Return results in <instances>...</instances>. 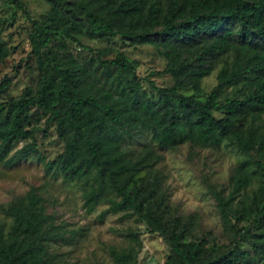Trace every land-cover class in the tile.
I'll use <instances>...</instances> for the list:
<instances>
[{
  "label": "trees",
  "instance_id": "16d2710c",
  "mask_svg": "<svg viewBox=\"0 0 264 264\" xmlns=\"http://www.w3.org/2000/svg\"><path fill=\"white\" fill-rule=\"evenodd\" d=\"M12 1L27 12L22 0ZM45 1L51 6L48 14L41 20L30 18L31 51L47 50L59 74L56 80L51 74L40 78L33 94L27 88L19 97L0 102V162L12 165L33 154L43 161L46 173L64 179L94 170L96 185L85 193L87 207L96 205L107 187L114 190L119 199L111 201L110 210L135 213L149 231L163 236L169 246L165 264H264V196L251 223L234 225L231 243L219 244L207 236L192 240L187 222L172 215L158 178L141 174L140 162H128L117 149L119 135L135 136L137 124L162 148L174 146L185 131L186 137L202 143L218 144L233 136L244 151L255 144L264 149L263 135L243 136L234 128L240 116L264 110V0ZM156 25L160 27L152 29ZM56 34L75 41L84 35L120 36L135 44L160 42L166 47V64L159 72L172 82L158 85L145 78L153 98L132 61L123 55L102 59L101 50L81 64L59 63L52 50ZM230 46L232 63L219 69L215 87L200 97L201 78ZM188 48L192 50L186 55ZM9 51L0 35V60ZM93 69L114 82L115 92L91 88L97 79ZM237 82L243 83L242 94L221 100V91ZM30 105L47 113L44 127L53 125L63 143L55 158L45 159L36 146L37 127L27 125ZM25 137L30 141L15 148ZM256 163L264 173V164ZM215 197L227 220L230 197L219 192ZM43 201L35 187L11 200L6 208L10 229L5 234L0 226V264H45L41 239L51 216ZM111 255L113 264L127 261V255L114 248Z\"/></svg>",
  "mask_w": 264,
  "mask_h": 264
},
{
  "label": "rangeland",
  "instance_id": "374dc122",
  "mask_svg": "<svg viewBox=\"0 0 264 264\" xmlns=\"http://www.w3.org/2000/svg\"><path fill=\"white\" fill-rule=\"evenodd\" d=\"M22 1L27 12L12 0H0V35L10 48L0 60V102L19 97L27 88L33 94L40 78L51 74L56 80L59 74L51 54L45 49L32 52L30 43V18L43 19L51 6L45 0ZM55 36L58 42L52 45V50L56 51L59 63L81 64L88 57H96L101 50L102 59L123 55L132 61L153 98L156 95L145 78L153 79L158 85L172 82L168 74L159 72L166 64V47L160 42L135 44L120 36L98 39L84 35L75 41L59 34ZM191 50L185 49L186 55ZM233 57L234 49L230 46L215 58L213 69L201 78L200 97L215 87L219 69L229 66ZM93 71L97 79L91 88L100 86L102 91L115 92L110 78L100 70ZM242 88L243 83L237 82L225 87L219 97L223 100L240 96ZM182 91L193 92L192 89ZM29 111L27 125L37 127L34 136L38 150L45 159L55 158L63 143L53 125L44 127L47 113L37 105H30ZM234 128L243 136L250 133L264 136V110L240 116ZM135 133V136L119 135L118 151H124L128 162L139 161L141 174L158 178L159 189L164 192L172 215H179L187 222L189 239L207 236L219 244H229L233 240L234 225L252 222L256 205L264 196V173L256 163L264 164L263 148L255 144L244 151L233 136L218 144L202 143L186 137L185 131L179 133L174 146L162 148L140 124L135 126ZM29 141L25 137L15 148ZM95 185L94 170L87 176L64 179L60 174L46 173L43 161L33 154L12 165L0 162V226L5 234L9 231L12 218L6 213L7 206L15 196L35 187L44 199V211L51 216L43 225L41 239L45 264H113V248L127 255L125 264H165L169 246L163 236L149 231L135 213L110 210L111 201L119 199L114 190L107 187L98 203L90 209L87 207L85 193ZM216 192L230 197L227 220L220 214ZM252 227L256 230V223Z\"/></svg>",
  "mask_w": 264,
  "mask_h": 264
}]
</instances>
